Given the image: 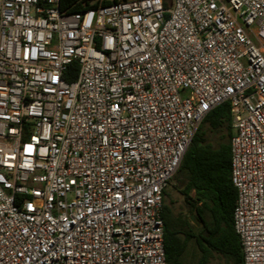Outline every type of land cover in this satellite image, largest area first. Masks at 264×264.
Instances as JSON below:
<instances>
[{"label":"built area","instance_id":"built-area-1","mask_svg":"<svg viewBox=\"0 0 264 264\" xmlns=\"http://www.w3.org/2000/svg\"><path fill=\"white\" fill-rule=\"evenodd\" d=\"M226 101L264 264V0H0V264H167L164 191Z\"/></svg>","mask_w":264,"mask_h":264},{"label":"trees","instance_id":"trees-1","mask_svg":"<svg viewBox=\"0 0 264 264\" xmlns=\"http://www.w3.org/2000/svg\"><path fill=\"white\" fill-rule=\"evenodd\" d=\"M111 1L61 0V9L84 11ZM78 68L76 61L69 64L68 81L76 79ZM232 134L230 104L226 101L205 116L179 167L185 211H177L166 202L165 189L163 217L167 264H210L216 255L225 256L233 264H244L242 245L233 221L237 188L231 179Z\"/></svg>","mask_w":264,"mask_h":264},{"label":"rangeland","instance_id":"rangeland-1","mask_svg":"<svg viewBox=\"0 0 264 264\" xmlns=\"http://www.w3.org/2000/svg\"><path fill=\"white\" fill-rule=\"evenodd\" d=\"M180 175L177 172L173 177L169 185L167 186V195L165 196V200L168 204H172L175 210H186V205L184 202V197L180 191L181 182L179 179ZM210 264H233V262L227 259L225 256L216 255Z\"/></svg>","mask_w":264,"mask_h":264},{"label":"water","instance_id":"water-1","mask_svg":"<svg viewBox=\"0 0 264 264\" xmlns=\"http://www.w3.org/2000/svg\"><path fill=\"white\" fill-rule=\"evenodd\" d=\"M194 216L192 215V218H193Z\"/></svg>","mask_w":264,"mask_h":264}]
</instances>
